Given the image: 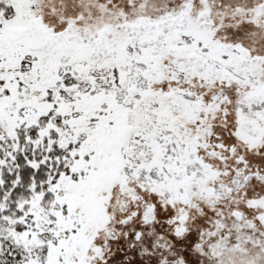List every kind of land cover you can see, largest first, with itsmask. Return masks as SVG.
Masks as SVG:
<instances>
[{"label": "snow or ice", "instance_id": "obj_1", "mask_svg": "<svg viewBox=\"0 0 264 264\" xmlns=\"http://www.w3.org/2000/svg\"><path fill=\"white\" fill-rule=\"evenodd\" d=\"M0 264H264V0H0Z\"/></svg>", "mask_w": 264, "mask_h": 264}]
</instances>
